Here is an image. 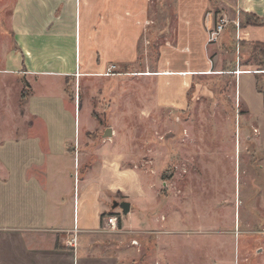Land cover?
<instances>
[{
	"label": "rangeland",
	"instance_id": "374dc122",
	"mask_svg": "<svg viewBox=\"0 0 264 264\" xmlns=\"http://www.w3.org/2000/svg\"><path fill=\"white\" fill-rule=\"evenodd\" d=\"M14 3L0 0V138L19 125L24 112V80L17 89L14 74L3 70L5 57L16 47ZM153 5L152 26L144 24V15L123 9L120 53L104 63L116 64L117 73L82 77L76 95L68 87L69 101L78 97V134L91 136L80 142L90 154L73 167L72 186L78 197L81 168L94 162L97 144L110 145L107 154L115 155L122 171H137L144 188L133 197L131 212L111 208L118 229L103 220L127 264H264V153L247 137L254 128L235 78L230 73L187 78L154 73L162 66V33L174 26L176 0ZM233 44L227 42L224 62L236 61ZM173 52L177 58L171 47ZM259 52L260 45L246 44L244 62L258 63ZM176 58L172 66L183 62ZM148 70L153 73H143ZM110 126L113 135L104 137Z\"/></svg>",
	"mask_w": 264,
	"mask_h": 264
},
{
	"label": "crops",
	"instance_id": "0c3cea01",
	"mask_svg": "<svg viewBox=\"0 0 264 264\" xmlns=\"http://www.w3.org/2000/svg\"><path fill=\"white\" fill-rule=\"evenodd\" d=\"M154 2L15 0L11 29L16 47L5 57L3 70L14 74L17 89L22 79L31 87L19 125L0 138V264H127L102 214L111 211L117 195L133 201L144 189L142 182L137 171H122L115 155L107 154L110 145L97 144L94 162L81 168L77 197L72 170L89 157L90 150L81 149L80 142L91 141V136L78 134V97L69 101L67 96L70 86L78 94L82 77L105 75L111 64L104 63L120 53L123 9L128 15H144V24L152 26ZM246 13L263 23L241 24ZM223 17L225 29L209 42V31ZM229 40H234L230 51L237 49L236 61L224 62ZM251 42L264 47V0H176L174 26L162 33V66L154 73L185 78L232 74L254 128L247 137L264 153V65L244 62ZM175 58L183 62L172 66ZM75 233L74 246L69 240Z\"/></svg>",
	"mask_w": 264,
	"mask_h": 264
},
{
	"label": "built area",
	"instance_id": "2783aa9c",
	"mask_svg": "<svg viewBox=\"0 0 264 264\" xmlns=\"http://www.w3.org/2000/svg\"><path fill=\"white\" fill-rule=\"evenodd\" d=\"M226 24H227V19L224 17L221 18L220 22L216 25V27L209 31V42H212V41L217 39L218 35L225 29ZM237 26H239V21H237ZM117 68L118 67L116 64H111L109 67H107L104 74H106V75L115 74L119 71ZM241 71H242L241 69L235 70L236 73H240ZM105 222L109 227H111L113 229H118V227H119L118 216L116 214H109V215L105 216ZM74 230H75V232L77 231V225L76 224H75ZM76 241H77V235L75 233L74 237H72L71 240H69V243L71 245L75 246Z\"/></svg>",
	"mask_w": 264,
	"mask_h": 264
},
{
	"label": "trees",
	"instance_id": "16d2710c",
	"mask_svg": "<svg viewBox=\"0 0 264 264\" xmlns=\"http://www.w3.org/2000/svg\"><path fill=\"white\" fill-rule=\"evenodd\" d=\"M247 15L253 17V20L251 21L250 19H246L244 21L241 18V24L246 23V22L247 23H253V24H262L263 23V19L259 18L257 15H255L253 13H249ZM255 44L260 45V52H259L260 58H259L257 64H259L260 66H263L264 65V47H263V44L260 42H255ZM24 85L25 86L21 92V98L22 99L27 98V96L29 94L27 89H30V87H31L30 83L27 80H24ZM109 214H113V212L112 211L104 212L102 215L107 216Z\"/></svg>",
	"mask_w": 264,
	"mask_h": 264
},
{
	"label": "water",
	"instance_id": "95a60500",
	"mask_svg": "<svg viewBox=\"0 0 264 264\" xmlns=\"http://www.w3.org/2000/svg\"><path fill=\"white\" fill-rule=\"evenodd\" d=\"M114 133L113 127H107L103 133L104 137H110ZM120 206L123 210V213H129L131 211V201L129 200H115L113 203V207Z\"/></svg>",
	"mask_w": 264,
	"mask_h": 264
}]
</instances>
